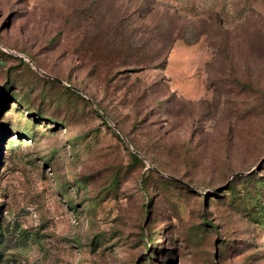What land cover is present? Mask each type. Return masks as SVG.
I'll use <instances>...</instances> for the list:
<instances>
[{"label": "rangeland", "instance_id": "374dc122", "mask_svg": "<svg viewBox=\"0 0 264 264\" xmlns=\"http://www.w3.org/2000/svg\"><path fill=\"white\" fill-rule=\"evenodd\" d=\"M105 24L180 39L121 68ZM255 93L264 0H0V264H264Z\"/></svg>", "mask_w": 264, "mask_h": 264}, {"label": "trees", "instance_id": "16d2710c", "mask_svg": "<svg viewBox=\"0 0 264 264\" xmlns=\"http://www.w3.org/2000/svg\"><path fill=\"white\" fill-rule=\"evenodd\" d=\"M103 31L105 33L101 36L96 33L89 39L86 38L83 40L84 43L91 44V48L89 49L91 61L101 62L102 60H106L109 62L111 60H118L122 61L120 64L121 68L128 65L143 68H163L165 66V57L168 50L176 40L180 39L177 36L161 39V41L157 38L155 41H150L145 39V37L136 38L130 35H125L124 30L119 29L118 27H113L111 24H105ZM158 45L163 46V48L158 49ZM263 102L264 97L262 101L260 95L255 93L252 102L253 106L248 115L254 116L258 108H264V105L262 104ZM134 148L140 151V153L148 160L153 162L154 159L147 157V151L145 149H141L137 145H134ZM131 156L133 161L144 167L143 161L139 156L133 154ZM186 158V161H189V164H191L190 166L196 167V163L192 162L190 157ZM154 165L160 172L163 171V167L160 164L154 163ZM147 171L149 173L154 172L151 169H147ZM169 176L173 178L171 180L175 181L173 184L180 185V179L175 178L172 175ZM237 177L242 178V175ZM163 181L170 184L172 183V181L164 178Z\"/></svg>", "mask_w": 264, "mask_h": 264}, {"label": "water", "instance_id": "95a60500", "mask_svg": "<svg viewBox=\"0 0 264 264\" xmlns=\"http://www.w3.org/2000/svg\"><path fill=\"white\" fill-rule=\"evenodd\" d=\"M33 66H34V65H33ZM34 67H35V66H34ZM35 68L38 70L37 67H35ZM42 75L45 76V77H47V78H51V79L55 80V81L58 82V83H62V81H61L60 79H58V78L51 77V76H49V75H47V74H45V73H42ZM115 129H116V128H115ZM117 132L121 135V137H122L123 139H125L124 136L120 133L119 130H117ZM131 149H132V151H133L137 156H139L140 158L142 157L141 154H140L139 152H137V151L134 150L133 148H131ZM153 169L156 170V171H158L156 168H153ZM235 175H236V176H239V175H242V173H235ZM167 177L170 178V179H173L171 176H168V175H167Z\"/></svg>", "mask_w": 264, "mask_h": 264}]
</instances>
